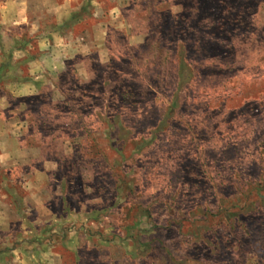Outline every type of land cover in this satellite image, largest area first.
Here are the masks:
<instances>
[{
    "label": "rangeland",
    "instance_id": "rangeland-1",
    "mask_svg": "<svg viewBox=\"0 0 264 264\" xmlns=\"http://www.w3.org/2000/svg\"><path fill=\"white\" fill-rule=\"evenodd\" d=\"M0 264H264V0H0Z\"/></svg>",
    "mask_w": 264,
    "mask_h": 264
},
{
    "label": "crops",
    "instance_id": "crops-1",
    "mask_svg": "<svg viewBox=\"0 0 264 264\" xmlns=\"http://www.w3.org/2000/svg\"><path fill=\"white\" fill-rule=\"evenodd\" d=\"M54 146L56 147V148H58V146H57V144H52V147L54 148ZM32 153V152H31ZM35 154H38V153H36V150H35V152H34ZM41 154H43V152L41 151ZM53 154H58V153H55V151H53Z\"/></svg>",
    "mask_w": 264,
    "mask_h": 264
}]
</instances>
